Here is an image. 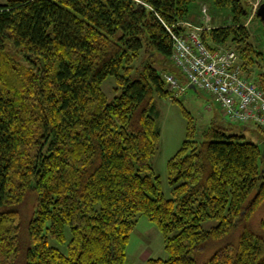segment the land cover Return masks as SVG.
<instances>
[{
	"label": "trees",
	"instance_id": "obj_1",
	"mask_svg": "<svg viewBox=\"0 0 264 264\" xmlns=\"http://www.w3.org/2000/svg\"><path fill=\"white\" fill-rule=\"evenodd\" d=\"M196 1L207 2L0 4V264H126L138 215L165 236L168 257L148 264H264L259 127L260 143L215 121L197 140L184 109L187 136L168 162L172 198L152 165L157 98L175 95L165 79L178 69L173 33L186 32L179 22ZM210 1L231 17L201 32L207 46L234 48L244 72L263 63L248 1ZM253 81L264 90V72ZM209 219L218 223L205 229ZM67 228L63 252L49 239L66 241Z\"/></svg>",
	"mask_w": 264,
	"mask_h": 264
},
{
	"label": "rangeland",
	"instance_id": "obj_2",
	"mask_svg": "<svg viewBox=\"0 0 264 264\" xmlns=\"http://www.w3.org/2000/svg\"><path fill=\"white\" fill-rule=\"evenodd\" d=\"M246 1H248L253 8L256 3L259 4L262 0ZM4 3H6V0H0V4ZM203 6L208 8L209 15L212 17L213 22L230 21L231 10L229 8H217L210 0H207L205 3L196 1L191 4L189 12L190 21L192 20L196 24L204 23V14L202 13ZM252 13L251 11V15L247 21L248 25L252 22L250 24V30L253 36V43L260 52L264 53L262 22L258 16L254 19L255 15L252 16ZM261 64L255 67L252 66L247 70L253 79L254 77L257 78L260 72H264V66ZM178 71V74L176 72L172 73L176 75L183 85H186V88L184 91L176 90L174 98H157L156 121L160 128L161 137L157 152L152 158L153 168L156 174L161 178L163 192L168 199L173 197V187L170 183L168 162L180 149L187 136L189 119L185 115L184 109H186L194 119L197 140L202 139L203 132L214 121V112L208 108V103L211 101V94L198 88H190L186 78L184 77V79H182L179 77H182V72L180 70ZM116 85L117 82L114 76H109L103 82L102 87L109 100H113L117 94L115 90ZM253 125L252 123H239L232 126L227 125V127L228 132L231 134L243 135L246 141L260 143V133ZM28 204L30 206L28 210L31 211V206L34 204V196L29 198ZM217 223V220L209 219L203 223V226L205 229H210ZM65 236L66 241L64 242H59L50 238V245L61 249L63 252H67L68 242L71 239V230L69 228L66 229ZM167 257L168 252L165 248V236L162 231L155 222L149 220L145 215H138L136 226L130 236L126 264H148L149 258L166 259Z\"/></svg>",
	"mask_w": 264,
	"mask_h": 264
},
{
	"label": "built area",
	"instance_id": "obj_3",
	"mask_svg": "<svg viewBox=\"0 0 264 264\" xmlns=\"http://www.w3.org/2000/svg\"><path fill=\"white\" fill-rule=\"evenodd\" d=\"M259 4L253 6L252 16ZM202 11L208 22V8L203 6ZM179 24L186 32L173 33L172 60L188 84L211 93L221 104L229 122L253 123L264 134V90L244 73L238 52L225 46L208 47L201 32L210 29L209 26H199L191 21ZM165 79L175 92L186 88L174 74L166 73Z\"/></svg>",
	"mask_w": 264,
	"mask_h": 264
},
{
	"label": "crops",
	"instance_id": "obj_4",
	"mask_svg": "<svg viewBox=\"0 0 264 264\" xmlns=\"http://www.w3.org/2000/svg\"><path fill=\"white\" fill-rule=\"evenodd\" d=\"M208 15H209V12H208ZM209 19L210 20L207 22L205 20V18H204V23L203 24H201V23L196 24L194 21H192V20L191 21L194 22V24H196V25H199V26L202 25V26H205V27H208V26H211V27H213V26H219V25H222V24L226 23L225 21H216V22H213L212 21V17L210 15H209ZM263 64H264V61H263L262 65ZM172 72L173 73L176 72L177 74L179 73L178 69H175V71H172ZM246 72H244V73L247 75L248 72L247 73ZM179 77L182 78V79H184V76L183 75H182V77L181 76H179ZM208 108L211 109L214 112V121L215 122L221 124L222 126L230 125L229 124V121L225 117V114H224V112H223V110L221 108V104L217 101V99L212 94H211V101H209V103H208Z\"/></svg>",
	"mask_w": 264,
	"mask_h": 264
},
{
	"label": "water",
	"instance_id": "obj_5",
	"mask_svg": "<svg viewBox=\"0 0 264 264\" xmlns=\"http://www.w3.org/2000/svg\"><path fill=\"white\" fill-rule=\"evenodd\" d=\"M256 15L262 20L264 21V0H262V2L260 3L259 7L256 10ZM190 88H194L196 89V86L194 84H190L189 85ZM263 145V153H264V141L262 143Z\"/></svg>",
	"mask_w": 264,
	"mask_h": 264
},
{
	"label": "bare ground",
	"instance_id": "obj_6",
	"mask_svg": "<svg viewBox=\"0 0 264 264\" xmlns=\"http://www.w3.org/2000/svg\"><path fill=\"white\" fill-rule=\"evenodd\" d=\"M178 25V24H177Z\"/></svg>",
	"mask_w": 264,
	"mask_h": 264
}]
</instances>
